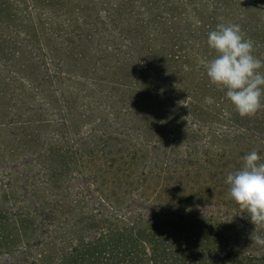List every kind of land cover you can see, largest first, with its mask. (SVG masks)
Listing matches in <instances>:
<instances>
[{
    "label": "rangeland",
    "instance_id": "rangeland-1",
    "mask_svg": "<svg viewBox=\"0 0 264 264\" xmlns=\"http://www.w3.org/2000/svg\"><path fill=\"white\" fill-rule=\"evenodd\" d=\"M87 6L91 9V16L84 17L86 25L74 17L70 24H64L65 4L57 7L54 14L43 16L45 39L48 44L51 42L52 49L46 54L43 63L42 60L31 61L33 54L23 43V34L28 29L24 21L23 26L19 27L21 22H17L16 18L24 20L25 14L22 12L12 21L1 18L4 24L14 25L11 29H16L19 35L7 31L13 41L9 46L10 54L6 51L0 53V63L7 66L4 72H0V82L4 81L3 75L11 78V73L19 71L20 76L27 77L33 84L32 89L27 84L20 87L8 81L5 91L19 89L17 99L21 98L23 104L26 102L23 95H29V102L36 104L38 113L45 114L47 111L49 114L52 107L55 117L58 113L61 118H67L70 124V129L61 128L60 134L64 136V141L56 142L57 148H68V161L71 162L69 169L58 167L56 170L53 165L50 173H47L41 166L51 157L47 153L37 157L30 154L34 150L27 152L24 144L14 145L9 141L0 144V181L7 184L0 189V202L5 208L15 206L13 213L16 215L28 212L27 209L35 211L28 222H40L45 228L52 224L63 227L72 218L77 219L80 209L83 214L96 211L104 217L113 219L117 216L126 222L148 220L157 212L160 213V207L157 206L167 203L149 200L156 188L155 172L158 167L155 163H159L156 160L167 156L179 161L187 159L188 150L179 144L186 138L190 141L192 155L194 151L198 152L201 144L211 140L218 124H225V120L216 117L212 110L229 109L228 103L216 104L224 91L211 84L203 67L215 56L214 50L207 44V34L218 24L232 23L233 19L246 14L244 19L239 17L237 24L241 28L253 27L257 23L261 25L252 34H247L255 43L254 54L258 56L264 52V44L262 47L256 45L264 40V0H95V5ZM99 12L104 25L95 20ZM50 28L53 32H49ZM76 35L82 37V42L77 39L75 43L82 46L83 50H86L88 42L94 41L96 52L90 58L91 68H95L96 58L104 61L127 58L133 47L136 48L133 49V55L143 59L142 47L149 45L161 51V58L168 59L169 54H177L179 59L175 70H157L152 74L151 81H147L151 90L148 93L141 90L114 93L118 90L105 83L94 82L91 78L100 77V71L92 76L85 65L76 64L69 58L67 45L72 44ZM30 40L40 53L39 40ZM18 43L23 44L18 46ZM82 77L88 81L82 80ZM37 88L40 90L39 96H35ZM189 96L204 102L209 112L200 103L199 106L189 107V99L186 100ZM122 101H128L132 108H125ZM202 121L204 123H200ZM210 121L216 126H205ZM59 128L58 123L44 124L41 136ZM173 130L177 131L176 134L170 135ZM259 132L264 134V130ZM157 138L164 141L154 143ZM259 139L263 140L264 145V139ZM4 144L8 148L12 146L13 150L4 149ZM103 144H107L108 148L102 150ZM241 145L243 150H260L262 143L241 142ZM85 148L95 149L97 161L87 150L86 157L81 158ZM239 152L232 150V155L238 156ZM11 162L16 165L10 175ZM239 163L236 161V164ZM53 171L60 176H51ZM142 172L151 173L145 182L142 179L137 184L129 179V176ZM207 174L208 171L203 169L198 172L201 178L191 175L190 179L185 180L186 184L199 182L200 188L208 194L206 198L190 201L184 206L187 207L185 210L180 206L174 210L190 216L215 211V214L220 212L224 215L219 218H235L240 226L241 237L244 228L248 227L245 219L247 212L230 198L229 185L212 193L211 186L205 184ZM34 181L37 185L32 189L30 184ZM223 183L222 180L218 182ZM113 188L118 193L116 197H111ZM61 195L67 198H61ZM109 199L113 204L108 202ZM57 206L59 208L55 209ZM5 208L2 211L7 212ZM169 211V208L164 209L165 213ZM6 214L8 216L9 212ZM251 224L257 230L261 227L253 222ZM35 252L34 248H24L1 255L0 264H30L34 260L31 255Z\"/></svg>",
    "mask_w": 264,
    "mask_h": 264
},
{
    "label": "trees",
    "instance_id": "trees-1",
    "mask_svg": "<svg viewBox=\"0 0 264 264\" xmlns=\"http://www.w3.org/2000/svg\"><path fill=\"white\" fill-rule=\"evenodd\" d=\"M246 1L244 0V2ZM62 4H65L66 13L63 17L65 25L71 23L72 17L86 25L84 17L91 16V9L87 5H95V0H0V53L6 51L7 54H10L9 46L13 39L9 33L15 36L19 35L16 29H11V26L14 25L4 24L1 18L6 17L8 21H12L23 12L24 20L16 18L17 22H21L19 27L23 26L22 21H24L28 29L23 34V43L33 54L30 60H42L43 63L46 54L52 49L50 48L51 42L48 44L45 39L42 18L44 15L48 17L49 14H54L57 7ZM99 15L101 12L95 15V20L98 24L104 25ZM239 17L244 19L247 16L242 14ZM239 17L233 19L232 23H238ZM246 24L248 23L246 22ZM256 28H261V25L257 23L253 27L242 28L245 38H249L248 34H252ZM49 32H53L51 28ZM75 37L77 38L72 39V44L67 45L69 58L76 61V64L85 65L92 76L100 71V77L91 78L94 82H102L118 90L114 93L127 92L124 90L133 92L141 90L148 93L151 90L147 81L151 79L152 74H155L157 70H168L169 72L175 70L179 59L177 54H169L168 59L161 58V51L149 45L142 47L144 50L143 59L133 55V49H136L133 47L127 58L105 61L96 58L95 68H91L90 58L95 56L96 52L94 41L88 42L86 50H83L82 46L75 43L77 39L82 42V37L80 35ZM30 39L39 40L40 53L37 52V48ZM23 43H18V46ZM29 43L32 44V47ZM263 44L264 40L256 43L260 47ZM257 57H264V52L258 54ZM6 68L5 64L0 63V72H4ZM16 72L10 74L11 78L3 75L4 81L0 82V144L5 141L14 145L24 144V149L27 152L34 150L30 154L37 155V157L47 153L51 157L47 163L41 164L47 173H50L53 165L56 170L58 167L69 169L71 162L68 161V148H57L56 146V142L59 140L64 141V136L60 134L61 128L70 129L69 120L61 118L58 113L55 117L56 114L52 107L46 108L50 110L49 114L47 111L45 114L38 113L36 104L29 102V95H23L26 100L23 104L21 98L17 99L19 89L13 88L5 91L8 81L19 86L27 84L33 89V84L28 78L20 76L19 71ZM81 79L88 81L86 77ZM39 92L40 90L37 88L35 96H39ZM187 99H189V107L199 106V103L202 107L206 106L203 104L204 102L196 101L194 97L189 96ZM223 103H228V110L214 108L212 113L216 117L224 119L225 124H218L216 133L210 141L201 144V148L197 149L198 152L195 153L192 147L194 151L192 155L190 141L186 138L179 144L188 150L187 159L179 161L166 154L167 157H160L161 159L156 160L159 162L155 163V166L158 167L155 172L157 175L156 188L155 192L150 194L149 200L151 202L160 200L167 203V205L157 206L160 207V213L157 212L148 220L126 222L117 216L113 219L104 217L96 211L83 214L80 209L77 219L72 218L68 223L63 224V227L52 224L45 228L40 222L35 224L28 222L31 213L35 214V211L26 208L28 212L16 215L13 213L15 206H6L5 208L0 202V256L24 248L28 250L34 248L36 252L31 255L34 260L30 264H264V246L254 243L251 238L252 234L264 237V225H260L258 230L253 228L252 222L245 215L248 227L244 228L241 237H239L241 230L235 218L234 220L227 216L219 218L224 215H221L220 212L215 214V211L190 216L174 210L179 206L185 210L187 207L184 206L191 203L190 201L206 198L208 194H205L206 192L200 188L199 182L194 181L186 184L185 181L190 179L191 175L201 178L198 172H202L203 169L208 171L206 178L208 180L205 184L211 186L212 193H217L218 188H228L227 174L241 168L242 157L251 151L247 148L243 150L241 142L248 144L261 142L260 150L257 151L261 155V162H264L263 140L259 139V137L264 139V134L259 132L264 130V108L254 116L241 117L224 92L216 104L222 105ZM122 104L125 108H132L128 101H122ZM99 106L101 107V105ZM206 108L209 112V108L207 106ZM34 113H38V115L33 118ZM51 123H58L60 128L41 136L42 125ZM210 125L216 126L212 121L205 123V126ZM176 132L173 130L170 135H174ZM157 139L154 143L159 144L164 141L162 138ZM3 148L13 150L12 146L8 148L5 144ZM106 148H108L107 144H103L102 150ZM37 149L39 151L36 152ZM85 150L97 161L93 148L82 150L81 158L86 157ZM232 150L240 151L238 156H233ZM116 161L117 158L115 163ZM236 161H240V163L236 164ZM108 163L111 168L110 160ZM15 165L16 163L11 162L10 175L15 170ZM164 166L166 168L163 169ZM52 173L53 177L60 176L56 171ZM150 174L142 172L140 175L129 176V179L131 178L132 181L139 184L142 179L145 182ZM221 180L224 183L218 184ZM93 183L97 184L94 180ZM114 183L118 184L115 180ZM6 185L0 181V189ZM36 185L35 181L30 184L32 189ZM110 193L111 197L118 195L115 188ZM61 198H67V196L61 195ZM74 202L78 203V200ZM108 202L113 204L110 199ZM4 208L9 212L8 216L7 212L2 211ZM58 208L59 206L55 209ZM165 208H169L170 211L165 213ZM236 208L238 209L239 206Z\"/></svg>",
    "mask_w": 264,
    "mask_h": 264
},
{
    "label": "clouds",
    "instance_id": "clouds-1",
    "mask_svg": "<svg viewBox=\"0 0 264 264\" xmlns=\"http://www.w3.org/2000/svg\"><path fill=\"white\" fill-rule=\"evenodd\" d=\"M214 58L204 64L211 84L225 92L241 117L264 108V58L257 57L255 43L245 38L237 23H220L207 34ZM229 195L256 225H264V162L256 149L242 157V166L226 177ZM264 246V237L252 234Z\"/></svg>",
    "mask_w": 264,
    "mask_h": 264
}]
</instances>
